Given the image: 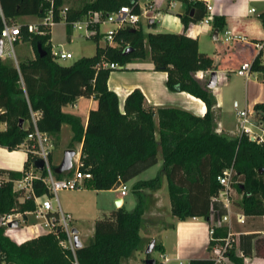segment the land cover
<instances>
[{
    "label": "trees",
    "instance_id": "16d2710c",
    "mask_svg": "<svg viewBox=\"0 0 264 264\" xmlns=\"http://www.w3.org/2000/svg\"><path fill=\"white\" fill-rule=\"evenodd\" d=\"M176 1L189 5L187 14L182 16L185 30L179 34H145L138 25L123 28L114 37L115 45H98L94 56L64 66L52 55V28L40 25L43 32L40 34L30 33L28 25H22L20 40L32 43L36 58L17 65L13 60L0 57V123L7 125L6 130L0 131V146L9 151L23 148L28 154L23 172L0 169V215H25L36 210L33 198L25 197L21 201V193L14 191V182L25 177L38 158V143L29 138L35 134L32 114L37 117V130L48 135L52 145L60 141L65 124L71 127L73 137L69 149L82 144L81 169L93 176L86 182L89 189L117 190L155 166L159 154L163 159L162 171L156 178L135 184L136 208L130 212L122 206L97 220L93 236L76 249L75 254L61 247L60 241L66 235L60 229L18 245L0 226V264H124L135 252L144 250L140 231L150 204L146 191L158 190L164 177L168 181L172 215L180 221L197 217L207 220L212 199L221 190L217 178L233 166L237 177L241 178L238 190L243 195L242 213L247 218L264 216V143L258 145L244 136L216 133L213 116L216 99L207 84L196 78L201 60L199 42L187 34L191 23L203 21L209 13L203 2ZM0 3L7 21L19 16L43 18L48 6L45 0H0ZM124 6L139 16L143 14L140 0H82L79 7L56 0L54 20L56 24L63 21L60 10L66 12L64 20L72 22L92 12L106 16ZM260 18L264 22V14ZM149 26L155 28L157 23ZM3 28L0 18V35ZM90 38L98 41L99 36L96 33ZM39 45L46 53L44 56L38 51ZM147 45L155 71L167 74V88L171 92L191 94L207 108L204 117L176 108L159 109V141L154 111L145 106L142 91H132L121 108L118 95L108 85L112 72L121 69L104 67L114 64L126 70L127 65L146 60ZM262 56L260 51L253 61L252 73H261L264 79ZM79 98L96 101L86 126L81 116L64 112L65 107L75 104ZM252 117L264 122V114L261 117L252 114ZM56 168L52 170L57 179L72 176L76 170L57 174ZM41 174L46 175V171ZM34 191L37 197H51L39 180L34 181ZM214 208L226 212L221 203H215ZM216 236L225 237V230H218ZM213 245L209 243V251ZM156 250L162 251L161 244H156ZM253 256L264 257V238L257 234H240L239 248L234 245L229 253L230 261L244 264L245 258ZM190 264L212 262L192 260Z\"/></svg>",
    "mask_w": 264,
    "mask_h": 264
},
{
    "label": "crops",
    "instance_id": "0c3cea01",
    "mask_svg": "<svg viewBox=\"0 0 264 264\" xmlns=\"http://www.w3.org/2000/svg\"><path fill=\"white\" fill-rule=\"evenodd\" d=\"M161 2L162 0H160V3ZM174 2L175 5L171 7L169 5L170 2L166 1L164 7L155 12L154 19L156 22V19L161 16L164 29H166L168 32L179 34L184 32L185 30L184 24L182 22V16H185L187 14L189 5L182 1L174 0ZM211 4L213 6V10L211 13L213 16V21L211 22V26H203L199 24V22L191 23L187 29L188 36L198 39L199 42V55L201 60L199 69L196 73V78L205 83L204 81L214 72H216L218 76L217 85L219 83L220 75L236 73L239 77L246 79V97L248 101L245 109L243 110H248L249 112H251V114H258V117H261V115L264 114V108L262 107L264 106V87L262 83L258 84L255 82H251L250 77L247 78L244 76H240L238 74V71L241 69L243 63L254 61L256 56L259 54V50L256 48V44L264 42V22L260 18V15L264 14V0H212ZM65 5L79 7L82 5V0H65ZM252 10H254V12ZM192 15L193 13H191V16ZM22 19H32V21H25L23 23H20L19 20ZM41 19L42 18L38 16H19L15 19H12L10 22H14L15 24H18L20 26H29L38 24ZM215 31H217L216 38ZM210 36H212V44H210L211 49H213L212 56H210V54L208 53L203 52L204 42L207 41ZM23 42L31 43L28 41ZM51 45L53 49L55 45L52 41V32ZM146 48L148 52V58L146 60L129 64L126 66V70L121 69L113 71L110 76L108 85L110 90L118 95L121 108H123L126 98L129 96V94H131L132 91H134L135 89H139L142 91L145 96V106L153 109L154 111L156 138L159 141V120L157 115V111L159 109L176 108L189 112L197 117H204L207 108L202 100L192 96L191 94H188L186 92H171L166 85L167 74L164 72L155 71L154 65L150 58L149 46L147 45ZM30 50V56H23V58L21 59L16 58L17 65L19 62L36 58V50L32 43L30 46ZM1 58L2 60H7L6 56L4 55H2ZM262 59L264 61V54L262 56ZM252 74L254 73H251V75ZM250 85L254 86V90L252 91V93L250 92ZM216 87L211 89L216 99V106L213 109L215 131L218 134H225L230 136L224 130L222 118L219 115V110L223 106V100L220 98V93H216ZM235 105H237V103H235ZM95 106L96 101L94 100V98H79L76 103L72 105V113H75V115H80L83 118L86 126L89 112L91 109L95 108ZM25 127H28V124H25ZM6 128V124L0 123V131L6 130ZM239 133L240 131L236 136L230 137H237L239 136ZM74 150L76 151L74 163H76L77 168V166L80 164L79 161L81 157L82 144H77ZM27 161L28 154L23 148L16 151H9L7 148L0 146V169L13 172H23ZM162 167L163 159L161 154H159L158 163L134 178V185L141 181H147L156 178L162 171ZM145 174H149L146 175V177L148 176L147 178H140V176H144ZM86 182L87 180L82 182L81 189L75 190L76 192L83 194L81 195V198H84L85 196H89L91 194L98 195L101 192L89 189L86 186ZM109 192H112L116 195V204L120 202V206H117V209L124 206L125 198L128 197L129 194H127L125 197H121L119 189L109 190ZM146 194L148 196L150 204L149 210L144 215V224L147 223V216H155L156 213L160 211L162 203H164L163 205L165 206V208L168 209V211L171 213V199L168 188V181L165 177L163 179L161 187L158 190H147ZM21 195L22 197L20 200L23 201L26 196H24L23 194ZM56 206L57 205L54 204V207ZM90 208L95 210L96 215L104 211V216H107L114 210H116H102L100 206L98 208L93 205H90L89 208L86 207L85 209L90 210ZM82 209L83 205H81V202L75 201L72 205V211L68 208L67 212L69 213L68 215L72 216V219H77V217H80L79 213L82 211ZM234 211L242 213L241 208L235 209V206ZM33 212L27 213L25 215L23 214V222H21L20 228L16 231L17 237L19 239H12V241L18 245H21L31 239L38 237V235L35 234L33 226L39 222H35L31 225L27 224L30 216L36 218L32 214ZM103 217L95 218L94 229L96 221ZM173 218L174 219H172V223L165 225L164 228L166 229L165 232L170 230L173 231L174 242H170L171 245L170 243L168 245L167 242L162 241V251L160 252L161 255H166L167 257H169L171 259L170 264H184V262L190 264L192 260L209 259L210 251L208 250V247L210 243V224L208 222V219L206 220L204 218L197 217L190 218L185 221H180L174 216ZM72 229L78 230V237L83 245L87 243L94 234L93 230L90 236L82 237V232L80 229H77L75 227H73ZM235 230L240 234H257L259 235V237L264 238V216L246 218V223L244 225H239L237 223V225H235ZM236 245L238 249L239 237L238 243ZM238 254L242 256V253L238 252ZM148 259L154 258H152L151 256H145L140 264H146V261ZM154 260L156 263V259ZM244 264H264V257L253 256L245 258Z\"/></svg>",
    "mask_w": 264,
    "mask_h": 264
},
{
    "label": "built area",
    "instance_id": "2783aa9c",
    "mask_svg": "<svg viewBox=\"0 0 264 264\" xmlns=\"http://www.w3.org/2000/svg\"><path fill=\"white\" fill-rule=\"evenodd\" d=\"M48 6L45 10V15L38 24L29 25L28 30L30 33H40V25L52 28L56 25L54 20L55 15V2L56 0H45ZM170 2V6L175 5L174 0H165ZM189 1H200L206 5L208 16L201 21L199 24L203 26H211L213 21L212 10L213 6L211 4L212 0H189ZM160 0H158L149 10H146L145 17L148 18V14L151 11L156 12L160 10ZM254 12V10H252ZM65 10L59 11V16L63 21H65ZM0 18L3 21L4 28L0 35L4 40H7L12 46L13 44L20 40L21 36V26L15 24L14 22L7 21L5 18L4 11L0 4ZM140 22V16L132 11L130 7L124 6L118 11L104 16L101 12H92L88 14L83 19L67 22L72 30L84 29L87 36L90 38L94 34H98L100 37V26L104 24H111L114 26L113 29L109 30L105 35L106 45H115L114 37L116 33L123 29L129 27H136ZM96 27H99L97 30ZM228 34V33H226ZM256 48L263 52L264 54V42L256 44ZM52 55L55 61L68 60L73 58V55L64 49H61L58 53L52 49ZM253 62L243 63L241 69L238 71L240 76L250 77L252 73ZM104 67H110L112 69H124V67H119L118 65H104ZM238 124H239V136L247 137L250 141L261 145L264 143V122L256 121L252 117L251 112L248 110H243L238 112ZM37 117L32 114V121L35 126V134L29 135V138L36 139L38 143L37 160L41 159L44 161V170L46 175H42L41 172L36 168L35 163L32 164L29 173L22 179L14 182V191L20 192L26 197L33 198L36 203V210L32 213L36 219L40 220L39 223L33 226L35 234L39 236L48 235L51 233H57L59 229L66 235V238L60 241V245L64 249L71 250L74 254L76 251V246L74 242L73 229L70 226L71 216L65 215L60 203L58 201V193L65 190L75 191L82 187V182L92 179V173L85 172L81 169L82 165H78L74 174L72 176L57 179L53 173L51 165V139L48 135L40 133L36 128ZM237 172L234 167H230L223 171L221 175L218 176L217 180L221 185V190L216 197L212 199V209L208 222L210 242L214 243L210 251L209 260L212 264H227L230 262L229 253L234 248V245L238 243V237L240 233L235 230V225H244L246 223V216L241 212L234 211V204L232 201V195L234 192L235 177ZM39 180L47 188L51 197L43 196L37 197L34 191V181ZM121 197H125L128 194V188L126 184L122 185L120 188ZM221 203L222 207L226 210L222 213L221 209H215L214 204ZM54 204L57 206L54 207ZM18 221L19 226L17 228H10L9 224ZM21 222H23V214L13 213L0 215V226L6 229L5 235L12 239H19L17 237L16 231L20 228ZM225 230V237H218L217 231ZM171 259L166 255H161L160 259H156L155 264H170ZM182 264V263H180Z\"/></svg>",
    "mask_w": 264,
    "mask_h": 264
},
{
    "label": "rangeland",
    "instance_id": "374dc122",
    "mask_svg": "<svg viewBox=\"0 0 264 264\" xmlns=\"http://www.w3.org/2000/svg\"><path fill=\"white\" fill-rule=\"evenodd\" d=\"M158 0H140L141 9L143 13H145L146 10H149ZM165 0H162L161 7H164ZM159 11V10H158ZM165 12V11H162ZM25 21H32V19H22L19 20L20 23H23ZM157 26L156 28L149 26V19L145 17L144 14L140 16V23L137 27H141L143 32L145 34L148 33H157V32H168L163 27L162 17L159 16L158 19H156ZM69 24L66 21H61L60 23L54 25L52 27V41L55 45L53 47V50L55 52H59L61 49H64L66 51H69L73 58L68 60H60L58 61L59 64L64 66H70L77 62L78 60H81L86 57H92L96 53L97 46H105V35L107 32L114 28L111 24H104L100 26V38L98 41L95 39L89 38L86 34V31L84 29L80 30H72L69 26ZM212 36H210L207 41L204 42L203 45V52L210 54V56L213 55V49H211L210 44H212ZM31 43H24L23 40H20L18 43L13 44V46L7 41H4V51L3 55L6 56L7 60H13L16 63V58L21 59L23 56H30L31 50H30ZM264 62V61H263ZM211 79V76H209L204 82L207 84ZM250 81L255 82L258 84L263 85V75L261 73H254L250 75ZM246 79L239 77L236 73L226 74V75H220L219 83L216 87V93H220V98L223 100V106L219 110V115L222 118L223 122V128L226 131L227 134L230 136H236L239 132L238 127V112L245 109L247 104V97H246ZM254 90V86L250 85V92ZM237 103V105H235ZM65 113L75 114L72 113V105H69L64 108ZM80 116V115H79ZM72 141V130L69 125L65 124L62 128V131L60 133V141L57 145H53L51 147V164L53 167L58 166L61 164L65 152L69 149V145ZM52 167V168H53ZM76 169V163L73 165V169ZM151 171V170H150ZM151 173V172H150ZM145 174L144 176H140V178H147ZM155 177V176H154ZM153 177V178H154ZM235 185H234V192L232 195V201L235 206V209L241 208V202L243 195L238 190V185L241 182V178L235 177ZM135 181L131 180L127 183L128 188V197L125 198L124 206L127 211H133L137 204V197L135 196L133 192ZM81 195L76 191H70L65 190L58 193V201L60 202L61 208L65 215H68L67 212L68 208L72 211V205L75 201L81 202V205H83L82 211L79 213L80 217L77 219H72L71 216V222L70 226L71 228L75 227L77 229H80L82 232V237H88L92 234L94 230V221L95 218L103 217L104 211L100 212L98 215H96V212L94 209L90 208V210L85 209L86 207L89 208L90 205H93L95 207L99 206L101 209L105 210H114L117 209L115 194L109 191H101L98 195L91 194L89 196H85L84 198H81ZM82 200V201H81ZM96 200V201H95ZM83 203V204H82ZM91 203V204H90ZM90 204V205H89ZM162 203L160 211L156 213L155 216H147V223L144 224V227L141 230V238H143L144 243V250L138 251L133 254V256L130 258V260H127L125 264H140V262L145 258V251L149 244L152 241H156V244H161L162 241L169 243H173L174 241V233L172 230L166 231L164 228L165 225L172 223L173 216L168 211V209L165 208V206ZM89 205V206H88ZM86 210V211H85ZM107 212V211H105ZM79 216V215H78ZM97 216V217H96ZM100 216V217H99ZM35 222H40V220L29 217L28 219V225L34 224ZM170 243V245H171ZM161 251L155 250L154 253L151 255L154 259H160ZM184 264H187L184 262ZM227 264H234L233 262H228Z\"/></svg>",
    "mask_w": 264,
    "mask_h": 264
},
{
    "label": "water",
    "instance_id": "95a60500",
    "mask_svg": "<svg viewBox=\"0 0 264 264\" xmlns=\"http://www.w3.org/2000/svg\"><path fill=\"white\" fill-rule=\"evenodd\" d=\"M194 11H192L193 13ZM154 14L155 12L154 11H151L149 12L148 14V18H149V23L150 24H153L155 22V19H154ZM216 35H217V31H215V38H216ZM3 49H4V40L2 37H0V57H2L3 55ZM38 51L39 53L41 54V56H44L46 53H43V50L41 49V46L39 45L38 46ZM217 73L214 72L212 75H211V79L208 83V88L209 89H213L216 87L217 85ZM21 126H23V121H21L20 123ZM76 157V151L73 150V149H68L66 152H65V156L61 162V164L55 169V173L57 174H63L65 172H69L72 170L73 168V165H74V158ZM35 166L38 170L40 171H43L44 170V161L39 159L35 162ZM117 206L119 207L120 206V202L117 203ZM19 226V222L18 221H14L12 223L9 224V227L10 228H17ZM72 233L74 234V242H75V246L76 248H81L83 246L82 242L80 241L79 237H78V230L76 229H73ZM156 250V241H152L149 246L147 247L146 251H145V254L146 256H151L154 251ZM146 264H155V260L154 259H148L146 261Z\"/></svg>",
    "mask_w": 264,
    "mask_h": 264
}]
</instances>
